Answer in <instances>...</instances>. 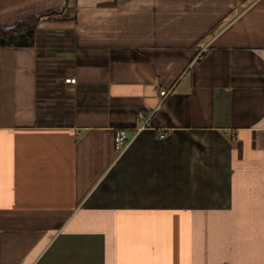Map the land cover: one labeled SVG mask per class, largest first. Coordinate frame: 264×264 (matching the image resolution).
I'll return each mask as SVG.
<instances>
[{"label": "crops", "instance_id": "1", "mask_svg": "<svg viewBox=\"0 0 264 264\" xmlns=\"http://www.w3.org/2000/svg\"><path fill=\"white\" fill-rule=\"evenodd\" d=\"M48 13L0 47V264H264V0H0V29Z\"/></svg>", "mask_w": 264, "mask_h": 264}, {"label": "trees", "instance_id": "2", "mask_svg": "<svg viewBox=\"0 0 264 264\" xmlns=\"http://www.w3.org/2000/svg\"><path fill=\"white\" fill-rule=\"evenodd\" d=\"M57 13H48L39 17L18 22L10 28L0 29V47H26L31 40L39 21L43 18H53ZM30 41V43H28Z\"/></svg>", "mask_w": 264, "mask_h": 264}, {"label": "built area", "instance_id": "3", "mask_svg": "<svg viewBox=\"0 0 264 264\" xmlns=\"http://www.w3.org/2000/svg\"><path fill=\"white\" fill-rule=\"evenodd\" d=\"M206 49L200 51L197 56L195 57V60L193 62H199L203 60V55L205 54ZM63 84L74 86L76 85V78L74 76H68L66 78L62 79ZM173 88L167 89V88H161L159 91V95L162 98V101H165L172 93ZM164 135H161V138H163ZM115 143L118 148H124L127 144V139L124 131H118L115 137Z\"/></svg>", "mask_w": 264, "mask_h": 264}]
</instances>
